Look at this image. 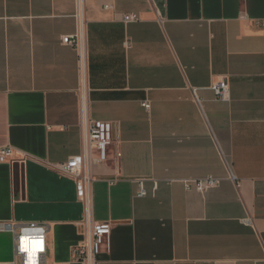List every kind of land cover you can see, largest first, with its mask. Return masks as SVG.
Wrapping results in <instances>:
<instances>
[{
	"label": "crops",
	"instance_id": "crops-1",
	"mask_svg": "<svg viewBox=\"0 0 264 264\" xmlns=\"http://www.w3.org/2000/svg\"><path fill=\"white\" fill-rule=\"evenodd\" d=\"M76 13L77 0H0V149L18 161L0 163V263L14 254L3 225L35 222L46 264H79L84 207L53 166L102 121L113 143L90 164L87 219L112 230L96 264H264V0H83V112L61 42ZM207 178L220 182L203 193L182 183Z\"/></svg>",
	"mask_w": 264,
	"mask_h": 264
},
{
	"label": "built area",
	"instance_id": "built-area-1",
	"mask_svg": "<svg viewBox=\"0 0 264 264\" xmlns=\"http://www.w3.org/2000/svg\"><path fill=\"white\" fill-rule=\"evenodd\" d=\"M82 1L77 0V32L74 36H65L61 39L62 44L73 47L78 54V74L81 85L78 89L82 112L84 110L85 94L84 79L86 73L85 49L82 41L83 15ZM105 10L111 9L109 6ZM125 23L139 21V16L135 13L126 14L123 17ZM216 99L226 101L229 98V87L226 81H220L212 86ZM145 110L150 109L149 103H143ZM113 143V125L109 122L90 121L86 124V137L83 141L82 152L76 157H72L66 163L53 166L54 170L62 175L71 178L76 187L77 200L83 205L86 219L79 223L85 227L83 239L79 245L71 251L72 258L79 264H96V257L102 250H109V238L112 224L90 223L87 219L90 199V185L92 176L89 171L90 164L95 162L103 164L107 161L108 150ZM119 153L115 157L118 158ZM27 157L21 158L19 162H24ZM18 162L14 159L13 149L5 147L0 149V163L14 164ZM219 179L207 178L201 180L182 181L186 189L194 188L200 193L213 189L219 185ZM146 195L143 188L138 193L139 197ZM3 229L13 235L14 254L11 261L0 264H46L47 254V234L49 226L44 223H25L14 225L6 223Z\"/></svg>",
	"mask_w": 264,
	"mask_h": 264
}]
</instances>
